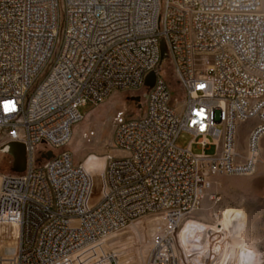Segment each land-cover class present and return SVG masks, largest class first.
<instances>
[{"label": "built area", "instance_id": "obj_1", "mask_svg": "<svg viewBox=\"0 0 264 264\" xmlns=\"http://www.w3.org/2000/svg\"><path fill=\"white\" fill-rule=\"evenodd\" d=\"M160 42L182 90L179 112L158 71ZM150 72L143 115L113 130L125 155L104 156L102 193L90 204L81 164L64 150L39 162L36 150L61 149L81 106L144 88ZM245 117L255 125L237 162ZM182 131L193 136L185 148L176 146ZM262 136L261 0H0V146L21 143L26 159L23 172L1 178L0 243L12 246L0 264H121L106 238L149 216L158 224L146 264H214L207 234L185 248L178 232L212 175L255 171Z\"/></svg>", "mask_w": 264, "mask_h": 264}, {"label": "rangeland", "instance_id": "obj_2", "mask_svg": "<svg viewBox=\"0 0 264 264\" xmlns=\"http://www.w3.org/2000/svg\"><path fill=\"white\" fill-rule=\"evenodd\" d=\"M261 4L264 12V0H262ZM58 15L59 28L62 29L64 13L61 4H59ZM59 41L60 33L57 36L55 47L58 46ZM158 71L171 89V104L175 107L176 111L179 112L181 110L180 98L182 90L177 82L170 59L165 53L161 58ZM32 90L33 89H31V91ZM146 94V87L139 88L138 90H119L110 93L101 102L95 104L86 103V105L81 106L79 108L81 117L72 125L69 140L61 149L54 150L52 153L55 154L60 150L67 151L70 153L74 164H81L85 161L93 162L95 167L91 170V174L94 176L95 183L99 185V172L103 169L102 156L106 154H110L114 157L125 155V152L114 148V127L120 121L136 119L143 115ZM254 125L255 122L253 118H247L244 122L240 123L235 130L234 145H236V152L241 155V157H238L237 162L243 161L241 158L245 157L247 153L246 142ZM192 137L193 136L188 132L182 131L176 139V146L185 148ZM259 140L260 154L255 166V171L248 175H212L204 190L199 209L186 220V222L195 221L204 225L214 226L216 223H219L217 218L225 209L235 208L244 211L246 217L245 228L235 244V250H237L243 264H264V136ZM43 149L42 146H39L36 150L39 162H43L45 159L41 157ZM191 150L194 153L198 151L195 145L192 146ZM205 153L212 155L214 153V146H207ZM4 159V175L12 173L9 168L11 159H8L7 156H5ZM8 161L10 162L9 164ZM97 197L98 189L94 188L90 201H96ZM146 219L147 218H144L133 227L135 228L137 225H140V223L144 222ZM150 219L154 224L157 221L156 217ZM217 227L221 228L220 226ZM5 232L8 235V233L12 232V229H6ZM2 233L3 231L0 229V237ZM133 234L135 236H133ZM137 236L133 228L130 227L128 229L127 227L118 236V238H120L119 240H107L104 243V247L106 249L117 248L119 245L130 246V248L135 247L133 251L135 257L134 262H136V264H146L149 244L147 240ZM9 246H12V244L0 243V254H3L6 247ZM138 246L143 253L140 258L136 251ZM125 253L128 254L129 252L127 251ZM256 257H258L257 262H250V258ZM229 262L230 260H228L227 263Z\"/></svg>", "mask_w": 264, "mask_h": 264}, {"label": "bare ground", "instance_id": "obj_3", "mask_svg": "<svg viewBox=\"0 0 264 264\" xmlns=\"http://www.w3.org/2000/svg\"><path fill=\"white\" fill-rule=\"evenodd\" d=\"M261 2H262V0H261ZM247 118H252V117H245V120ZM70 134H71V131H70ZM69 138H70V135H69ZM69 138H68V140H69ZM259 142H260V140L258 141V158H259V154H260ZM233 149L236 152V150H237L236 145L233 146ZM246 152H248L247 144H246ZM104 156L105 155L102 156V158H103V162H102L103 163V169L101 170V172H99V185H97L95 183L94 176L91 174L92 173L91 170L94 169L95 164H93V162H86V161L84 163H81V166L84 168V170L91 177V193L89 196V203L90 204H94L95 202H97V200L100 198L101 193H102L103 170H104V166H105ZM239 156L241 157L240 154H239ZM94 188L98 189V197H97L96 201L91 202L90 201L91 200V194H92V190ZM152 217H154V216H149V217H145V218L149 219ZM245 219H246V217H245L244 211L239 210V209H235V208H227L218 216L217 220L219 221V223H216L214 226L204 225V224H201V223L195 222V221H187V222L185 221L186 223L183 222V224L184 223L185 224L184 225L182 224L183 226L181 227V229L178 232V240H179L180 244L182 246H184L185 248L189 247V246L193 247L195 245L194 240L198 237V234L200 232L205 233V234H207L206 245L213 248L212 256L214 257V259L211 262H214V264H243L239 258V254H238L237 250H235V244L239 240V238L242 235V232L245 228ZM138 223L129 225L128 229L130 227L135 226ZM157 224H158V220L153 225V227L150 231V234L156 229ZM217 226H220L221 228H218ZM122 232H123V230L114 234V235L107 237L105 241L111 240V239L112 240H114V239L119 240L120 238H118V236ZM133 236H135V235L133 234ZM148 244H149V252H150L149 239H148ZM134 248H130V246L119 245L117 248H110L109 250H114V251L119 252V260H120L121 264H136V262H134V259H135L134 253H133ZM127 251L129 252L128 254L125 253ZM149 252H148V255H149ZM148 255H147V258H148ZM147 258H146V261H147ZM225 259H226V262H225ZM228 260H230L229 263H227ZM249 260H250V262H257L258 257L250 258Z\"/></svg>", "mask_w": 264, "mask_h": 264}, {"label": "water", "instance_id": "obj_4", "mask_svg": "<svg viewBox=\"0 0 264 264\" xmlns=\"http://www.w3.org/2000/svg\"><path fill=\"white\" fill-rule=\"evenodd\" d=\"M159 50H160V56L162 58L164 55V46L162 42H160ZM154 79H155V73L150 72L144 80V86L146 88H150L153 85ZM0 151L8 154L11 158L10 172L21 173L25 170V166H26L25 151H24V146L21 143L10 142L3 144L0 146ZM52 156L53 153L52 151L49 150L47 151L46 155L43 158L48 159Z\"/></svg>", "mask_w": 264, "mask_h": 264}, {"label": "crops", "instance_id": "obj_5", "mask_svg": "<svg viewBox=\"0 0 264 264\" xmlns=\"http://www.w3.org/2000/svg\"><path fill=\"white\" fill-rule=\"evenodd\" d=\"M5 156H7V158L9 159L10 156L2 151H0V183H1V178L4 175V166L5 164L4 162V158ZM11 159V158H10ZM10 162L8 161V164ZM8 167V166H7ZM10 168V167H9ZM154 223L151 222V219H146L143 223H141L140 225H137L135 228L131 227L135 230V232L137 233V237H142L143 239L147 240L149 239L150 236V231L153 227ZM137 254L139 256V258L143 255L142 250L139 248H136Z\"/></svg>", "mask_w": 264, "mask_h": 264}, {"label": "clouds", "instance_id": "obj_6", "mask_svg": "<svg viewBox=\"0 0 264 264\" xmlns=\"http://www.w3.org/2000/svg\"><path fill=\"white\" fill-rule=\"evenodd\" d=\"M198 115H199V113H198ZM201 127H203V125H201Z\"/></svg>", "mask_w": 264, "mask_h": 264}, {"label": "snow or ice", "instance_id": "obj_7", "mask_svg": "<svg viewBox=\"0 0 264 264\" xmlns=\"http://www.w3.org/2000/svg\"><path fill=\"white\" fill-rule=\"evenodd\" d=\"M10 103V102H9Z\"/></svg>", "mask_w": 264, "mask_h": 264}]
</instances>
